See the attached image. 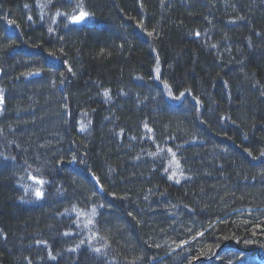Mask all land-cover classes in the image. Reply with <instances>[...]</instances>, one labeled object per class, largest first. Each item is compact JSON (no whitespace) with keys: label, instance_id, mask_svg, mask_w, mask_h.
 <instances>
[{"label":"trees","instance_id":"16d2710c","mask_svg":"<svg viewBox=\"0 0 264 264\" xmlns=\"http://www.w3.org/2000/svg\"><path fill=\"white\" fill-rule=\"evenodd\" d=\"M157 52L170 93L139 87ZM100 238L112 264L264 254V0H0V264H95Z\"/></svg>","mask_w":264,"mask_h":264},{"label":"bare ground","instance_id":"6f19581e","mask_svg":"<svg viewBox=\"0 0 264 264\" xmlns=\"http://www.w3.org/2000/svg\"><path fill=\"white\" fill-rule=\"evenodd\" d=\"M89 18L86 16V19L84 20H88ZM154 57L156 59H154V63L151 67V71L150 73L147 75V76H142V75H139L140 79H142V82L141 84H139V87L142 88V89H147L148 87V84L150 81H156L158 83V86L166 91L167 93H170L171 92V86L169 85V81H166L165 78H166V70L165 68H161L160 70H158L160 68L161 65L158 64V62H163L161 56L159 55V53H155L154 54ZM165 81H164V80ZM225 86H228L230 87L229 83L225 82ZM150 87V86H149ZM115 92L119 94V97L121 100L122 98V101H136V90L131 86V82L127 83V84H122V85H117L115 86ZM132 89V90H130ZM97 90V93L100 95L101 99L100 100H97L93 103V105H95L96 103L99 104L100 103H103L104 101V95H102V93L105 91L103 90V88H100V89H96ZM128 91V92H127ZM97 105V104H96ZM184 113V112H183ZM102 123L100 125V130H106L109 125H110V121L109 119L106 117L103 118V120H101ZM128 127L132 128L133 124H128L127 125ZM130 128H126L124 127V130L122 131L124 137H125V140L126 142L128 143H132V142H137L139 140H141V142H144V138H139L138 137H135V136H130L128 131H130ZM142 133H146L145 132V129H142ZM209 141H206L204 140V147H207L206 149L208 150H211V146H212V142L213 141H219L218 138L212 136V135H209ZM197 145H195V143H191V144H188L187 147L189 149H194L196 148ZM134 148L135 147H132L130 149V153H134ZM77 151H74L73 149H70V148H67V151H65L64 153H68L70 155H65L68 159H71L75 153ZM82 154L84 152H81ZM90 153L86 152L85 155H89ZM132 155H130V157H132ZM89 157V156H88ZM133 157H137L136 159L134 158L135 160V164L136 166L138 167V169H142L143 167L145 166H148L150 165V163L148 162L147 159H144L142 157V155L138 152L137 156L136 154L133 155ZM86 159V158H85ZM88 161V159H86ZM149 161L153 162V158L149 159ZM159 161L158 160H154V164H157ZM89 163L88 164V167H89V171L91 170L92 171V167H94V163L92 162L91 159H89ZM163 167V166H162ZM189 169H190V166H187ZM87 168V167H85ZM88 171V169H87ZM93 172V171H92ZM90 173V172H89ZM85 174V173H84ZM91 174V173H90ZM90 180L93 182V180H95V182L97 181V177L95 176V174H91L90 175ZM98 182V181H97ZM21 197L25 199V195L24 193H21V192H18L17 193V199H21ZM89 203V202H87ZM158 208H162L161 206H159ZM254 210L253 209H248V210H239V211H235L234 213L236 214H241L242 212H247V213H250V212H253ZM231 215H234L231 213ZM229 216L225 217L222 219V221H218L216 224H219L220 222H224L228 219ZM250 241H253V240H250ZM3 243H6L3 241ZM110 245H112L111 241H109L107 238H100L98 240V248L97 247H94L93 251L90 252V256H91V261H93L95 264H112L111 261H110V257L107 256V252L110 248ZM228 245H233L237 250H239V252L243 255L244 254V257H247V260H248V257L252 255V253H257L256 257H255V260H250L248 262H246L244 259L242 258H223L222 255H223V251H224V248ZM254 243H251V245H249L248 247L246 248H243V247H240V245L237 244L236 241L234 240H230L228 241L227 243H225L222 247L218 248V250L212 255H209V256H201L199 257L198 259L197 258H190V255L189 253H185L184 255V259H182V263L181 264H264V254L262 255L261 253V250L259 247L257 246H253ZM81 247V245H79ZM189 247V244L188 242H185L183 243V245L181 246V250L179 251H185L187 248ZM254 247V248H253ZM83 248H81L82 250ZM92 250V249H91ZM89 254V253H88ZM87 254V255H88ZM86 255V256H87ZM83 257V254L81 255ZM188 262V263H186ZM47 263V262H46Z\"/></svg>","mask_w":264,"mask_h":264},{"label":"snow or ice","instance_id":"6c2138e0","mask_svg":"<svg viewBox=\"0 0 264 264\" xmlns=\"http://www.w3.org/2000/svg\"><path fill=\"white\" fill-rule=\"evenodd\" d=\"M87 15H88V14H87L85 11H83V10L81 9V11L79 12V14L76 15V16H73L71 19H72V21H73L74 23H80L81 21H83V20L86 18ZM37 182H38V183H42V181H37ZM36 195H37V196H41L42 193L39 192V191H37V192H36Z\"/></svg>","mask_w":264,"mask_h":264}]
</instances>
